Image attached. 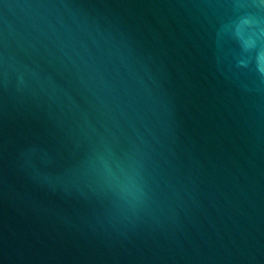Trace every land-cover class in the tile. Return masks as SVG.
<instances>
[{
  "label": "water",
  "instance_id": "obj_1",
  "mask_svg": "<svg viewBox=\"0 0 264 264\" xmlns=\"http://www.w3.org/2000/svg\"><path fill=\"white\" fill-rule=\"evenodd\" d=\"M0 264H264V0H0Z\"/></svg>",
  "mask_w": 264,
  "mask_h": 264
}]
</instances>
